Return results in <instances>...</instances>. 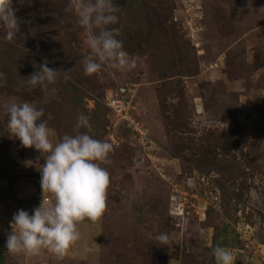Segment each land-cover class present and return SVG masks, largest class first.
<instances>
[{
  "label": "rangeland",
  "instance_id": "rangeland-1",
  "mask_svg": "<svg viewBox=\"0 0 264 264\" xmlns=\"http://www.w3.org/2000/svg\"><path fill=\"white\" fill-rule=\"evenodd\" d=\"M116 4L130 71L104 65L85 75L88 35L69 0H13L20 30L11 42L0 23L1 264H216L217 245L235 264H264V0ZM45 61L60 70L56 83L18 90ZM11 102L51 114L54 144L83 113L90 135L114 146L101 164L106 211L79 223L81 238L62 257L6 248L13 214L43 199L44 159L8 133Z\"/></svg>",
  "mask_w": 264,
  "mask_h": 264
},
{
  "label": "clouds",
  "instance_id": "clouds-1",
  "mask_svg": "<svg viewBox=\"0 0 264 264\" xmlns=\"http://www.w3.org/2000/svg\"><path fill=\"white\" fill-rule=\"evenodd\" d=\"M67 11L75 13L79 26L88 35L90 51L83 59L85 75L98 73L104 65L120 71L136 67V60L118 38L119 29L113 27L119 23L116 0H69ZM0 23L7 30L3 39L13 41L20 30L13 0H0ZM59 71L45 61L38 71L20 82L18 90L24 85L32 88L54 85ZM5 75L0 72V85L5 83ZM69 78L64 76L65 80ZM4 112L10 136L19 139L24 147H34L44 159L40 168L41 204L31 214L24 209L13 214L6 248L14 254L29 255H38L47 248L62 257L81 238L79 223L85 219L96 221L106 211L110 173L101 164L110 163L108 157L114 146L90 135V118L83 113L77 117L74 134H65L54 144L53 130L48 124L53 117L48 114L44 119L43 108L29 102H11L4 106ZM45 193L51 194V201L44 198ZM155 240L164 246L171 243L168 233L156 235ZM212 254L216 264H235L234 253L227 246H215Z\"/></svg>",
  "mask_w": 264,
  "mask_h": 264
},
{
  "label": "trees",
  "instance_id": "trees-1",
  "mask_svg": "<svg viewBox=\"0 0 264 264\" xmlns=\"http://www.w3.org/2000/svg\"><path fill=\"white\" fill-rule=\"evenodd\" d=\"M0 62H1V61H0ZM98 116H99V115H98L97 113H96L95 116H94V120L97 121V122H98ZM5 167H6V169H7L6 171L8 172V169H9V167H10V164L8 163V161H7V162L5 161ZM6 176H7V175H6ZM3 243H5V242L0 241V244H3ZM2 260H3V256L0 255V264L2 263Z\"/></svg>",
  "mask_w": 264,
  "mask_h": 264
},
{
  "label": "built area",
  "instance_id": "built-area-1",
  "mask_svg": "<svg viewBox=\"0 0 264 264\" xmlns=\"http://www.w3.org/2000/svg\"><path fill=\"white\" fill-rule=\"evenodd\" d=\"M123 119L125 120V117H123Z\"/></svg>",
  "mask_w": 264,
  "mask_h": 264
},
{
  "label": "crops",
  "instance_id": "crops-1",
  "mask_svg": "<svg viewBox=\"0 0 264 264\" xmlns=\"http://www.w3.org/2000/svg\"><path fill=\"white\" fill-rule=\"evenodd\" d=\"M30 206V205H29Z\"/></svg>",
  "mask_w": 264,
  "mask_h": 264
}]
</instances>
